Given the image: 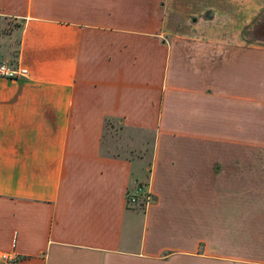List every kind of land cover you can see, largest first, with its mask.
<instances>
[{
    "label": "crops",
    "instance_id": "crops-1",
    "mask_svg": "<svg viewBox=\"0 0 264 264\" xmlns=\"http://www.w3.org/2000/svg\"><path fill=\"white\" fill-rule=\"evenodd\" d=\"M216 1L0 0V264H264V46Z\"/></svg>",
    "mask_w": 264,
    "mask_h": 264
},
{
    "label": "rangeland",
    "instance_id": "rangeland-1",
    "mask_svg": "<svg viewBox=\"0 0 264 264\" xmlns=\"http://www.w3.org/2000/svg\"><path fill=\"white\" fill-rule=\"evenodd\" d=\"M216 2L221 14L219 19L213 20V22L223 23L228 28L226 31L233 34L232 37L241 40L252 38L251 36L254 34L257 44L264 46V0H217ZM209 16L210 18L214 17L211 14ZM214 18H217V16ZM15 24L14 20H10L9 25L0 28V51L6 50L7 52V54L1 55L0 61L13 63L12 59L20 35V30L15 28ZM126 136L130 137L132 135L123 128L118 120L109 121L104 133L103 149L116 154L130 155L134 150L129 143L126 144ZM150 153L151 146L147 144L144 150L146 158H149ZM146 161L148 160L146 159ZM143 200V196H141L138 202L140 203Z\"/></svg>",
    "mask_w": 264,
    "mask_h": 264
},
{
    "label": "built area",
    "instance_id": "built-area-1",
    "mask_svg": "<svg viewBox=\"0 0 264 264\" xmlns=\"http://www.w3.org/2000/svg\"><path fill=\"white\" fill-rule=\"evenodd\" d=\"M28 74V69L23 66L12 64L6 61L0 62V76L6 77H19L26 76ZM143 196L145 201L149 200L151 196L147 193L144 188V185H138L135 190L128 193L129 203H137L140 197ZM2 259L7 264H13L17 260V256L8 252L2 253Z\"/></svg>",
    "mask_w": 264,
    "mask_h": 264
}]
</instances>
